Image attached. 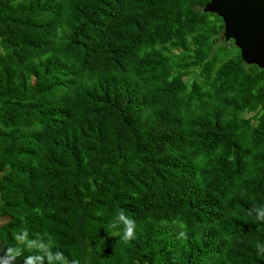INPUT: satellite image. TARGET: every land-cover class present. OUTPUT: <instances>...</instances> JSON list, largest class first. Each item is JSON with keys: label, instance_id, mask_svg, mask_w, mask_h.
Listing matches in <instances>:
<instances>
[{"label": "trees", "instance_id": "trees-1", "mask_svg": "<svg viewBox=\"0 0 264 264\" xmlns=\"http://www.w3.org/2000/svg\"><path fill=\"white\" fill-rule=\"evenodd\" d=\"M207 2L0 0L9 258L264 264V70Z\"/></svg>", "mask_w": 264, "mask_h": 264}, {"label": "water", "instance_id": "water-1", "mask_svg": "<svg viewBox=\"0 0 264 264\" xmlns=\"http://www.w3.org/2000/svg\"><path fill=\"white\" fill-rule=\"evenodd\" d=\"M202 12L222 22V39L232 41L245 65L264 70V0H208ZM0 264H24L9 258L0 242Z\"/></svg>", "mask_w": 264, "mask_h": 264}, {"label": "clouds", "instance_id": "clouds-1", "mask_svg": "<svg viewBox=\"0 0 264 264\" xmlns=\"http://www.w3.org/2000/svg\"><path fill=\"white\" fill-rule=\"evenodd\" d=\"M257 218L264 220V213H258ZM135 226V221L126 216L122 210L117 213L113 222L109 225L111 229H121L120 238L125 242L135 239Z\"/></svg>", "mask_w": 264, "mask_h": 264}, {"label": "rangeland", "instance_id": "rangeland-1", "mask_svg": "<svg viewBox=\"0 0 264 264\" xmlns=\"http://www.w3.org/2000/svg\"><path fill=\"white\" fill-rule=\"evenodd\" d=\"M233 46V45H232ZM246 116H248V115H246Z\"/></svg>", "mask_w": 264, "mask_h": 264}]
</instances>
